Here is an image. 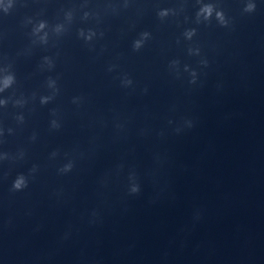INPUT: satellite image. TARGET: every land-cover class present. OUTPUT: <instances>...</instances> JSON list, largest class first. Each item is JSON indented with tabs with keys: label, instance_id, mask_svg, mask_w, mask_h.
<instances>
[{
	"label": "clouds",
	"instance_id": "obj_1",
	"mask_svg": "<svg viewBox=\"0 0 264 264\" xmlns=\"http://www.w3.org/2000/svg\"><path fill=\"white\" fill-rule=\"evenodd\" d=\"M256 10V2L255 0H245V4H244V8H243V12L245 13H253L255 12ZM167 13L166 12H162L161 15H166ZM202 17L204 21H211L213 19V17L215 18V20L217 21V23L220 25V26H223V27H227L229 25V19L225 16V13L223 12V10H220V9H217L215 7L214 4L212 3H206V4H203L199 11L197 12V18L199 20V18ZM41 28L43 27V25L40 26ZM195 34V30H191L189 32L186 33V36L191 39V37ZM147 35V34H145ZM136 48H139L140 47V42H137L136 45H135ZM13 81V77L11 76H8L4 79L3 81V86L4 88H7ZM52 85L54 86L55 85V81H52L51 82ZM125 84H131L132 81L129 79V80H126L124 82ZM2 90V89H0ZM48 100L47 97L43 98L42 99V103H46ZM2 103V102H0ZM52 125L54 128H57L59 127V125L56 123V121H53L52 122ZM191 127V125H190ZM53 156L56 155V153L54 152L52 154ZM7 158V155L6 154H0V160H3V159H6ZM72 168V164L71 163H68L66 165H64L60 171L61 172H68L70 171ZM33 171H35V168L33 169ZM28 178L24 175H19L17 176L14 181L12 182V188L11 190L13 192H18V191H23L24 189H26L28 187ZM131 192L132 193H138L139 192V187L138 186H133L131 188Z\"/></svg>",
	"mask_w": 264,
	"mask_h": 264
}]
</instances>
